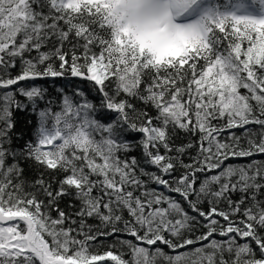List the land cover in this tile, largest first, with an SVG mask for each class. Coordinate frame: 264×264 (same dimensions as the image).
<instances>
[{
    "label": "snow or ice",
    "instance_id": "1",
    "mask_svg": "<svg viewBox=\"0 0 264 264\" xmlns=\"http://www.w3.org/2000/svg\"><path fill=\"white\" fill-rule=\"evenodd\" d=\"M0 264H264V0H0Z\"/></svg>",
    "mask_w": 264,
    "mask_h": 264
},
{
    "label": "trees",
    "instance_id": "2",
    "mask_svg": "<svg viewBox=\"0 0 264 264\" xmlns=\"http://www.w3.org/2000/svg\"><path fill=\"white\" fill-rule=\"evenodd\" d=\"M45 83V82H41ZM45 86L49 88V92L55 96L56 89L58 88H65V91L71 93L73 88L76 87H85V85L81 84L79 80L70 79V80H58L55 84L51 81L45 83ZM15 119L17 121L16 131L22 132L27 137L32 130V125L35 124L36 118L33 115H30L28 112H17L15 115ZM31 120L32 124H29L28 121Z\"/></svg>",
    "mask_w": 264,
    "mask_h": 264
}]
</instances>
